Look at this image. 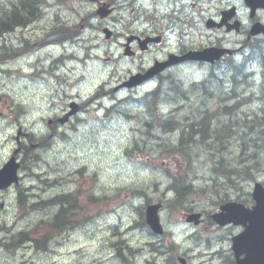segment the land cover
Segmentation results:
<instances>
[{
    "label": "rangeland",
    "instance_id": "1",
    "mask_svg": "<svg viewBox=\"0 0 264 264\" xmlns=\"http://www.w3.org/2000/svg\"><path fill=\"white\" fill-rule=\"evenodd\" d=\"M11 3V0H0V7L10 8ZM39 4V19L37 21L7 33L0 39V46L4 41L9 44L2 51L0 48V95L4 98L0 106V110L3 112L0 116V167L17 148V139H21L20 146L22 148L26 146L22 153L25 160L20 184L15 185V188L10 191H0V205L4 203V207L0 206V236L7 235L10 238L25 229H32V233L36 232L37 229L34 226L45 217L51 219L63 207L68 208V203L63 206L58 203L48 206L41 205L42 200L47 201L65 193L74 194L78 200L76 203L83 212L81 217L84 219L87 215L86 218L89 219L74 227L71 225L75 223L68 222L67 227L59 234V241H55L54 249L48 250L41 245L36 246L35 249L30 243L14 252L0 248V264H125L123 260L125 257H137L136 261L142 264L146 261L145 256H150V254L144 252L143 255L141 254L129 232L122 234L125 231V226L137 218V213L133 211V205H141L144 201L142 197L138 196L141 195L139 190L144 191L147 197H153L156 200L158 197H165L164 195H167V199L174 200L176 197L174 190L165 191L170 180L162 168H172V164L177 163L179 169H183L179 164L183 157L168 149L180 147L195 160L194 163H198L200 170L195 171L196 175L198 174L200 177L196 184L200 186L214 183L212 180L215 178L207 176V174L213 175L215 169L223 170L238 165V158L241 155L238 145L240 139H244L245 136H242L244 128H241L244 122L236 117V106L245 109V112H258L260 116H264V97H254L251 100L247 97L251 95L250 89L243 85L247 81V87L254 86L256 84L255 76L259 73L244 65L248 77L243 84L237 85L234 92L235 98H233L230 84L221 87L216 81L213 83L209 80L206 84H204L205 80L201 82L202 84L190 81L191 78L201 77L205 71L208 75L209 70L208 68L200 70L191 68L186 73L187 75L184 72L186 82L183 79L180 81L178 77H161V81L159 80L157 85L159 84L160 95L165 90L166 96L158 97L154 104L152 102V105L146 104L145 106L144 104L140 107L132 101L135 99L137 103H140L138 102V93L130 95L129 91L112 90L122 77L127 76L125 72L129 68L130 61L119 60L118 70L123 71L121 73L114 72L115 62L106 61L107 42L99 27L101 25V29L104 28L106 20L94 19L95 27L91 24H88L85 29L81 27L80 31L83 32L77 33L78 36H76L77 34L65 36L56 34L54 38L52 37L49 45L57 41L60 42V45L45 47L44 43L37 41L42 36L44 37L56 23L62 25L80 23L79 25H81L83 23L82 16L84 14L94 15L98 6L92 0H42ZM123 5L122 20L117 22L116 26L126 32L129 30L128 27L131 29L133 25L139 23V18L138 11H134L132 6L127 3H123ZM118 11L120 13L121 9L119 8ZM25 40L28 41L25 44V49H30L26 53L28 57L26 59L19 56V53H13V48L19 49ZM260 41L263 40L252 39L250 41L252 43L249 45L261 43L260 47L264 49V42ZM11 42L14 44L12 45ZM64 43L66 47L62 46ZM95 45L99 46L98 56L86 58L91 55ZM117 45L116 42L112 44L114 60L119 53ZM30 46L31 48H29ZM244 48V52L248 55L251 51L250 47L244 46ZM258 51L259 49H257ZM63 52L70 54L75 59L70 62L63 59L62 62ZM120 55L121 53L118 56ZM77 57L81 58L80 61L76 60ZM244 59L245 55L241 53L239 61L242 62ZM56 62L58 64L54 68ZM234 63L236 64V62ZM71 66H74V70H71ZM133 66L136 64L130 67ZM223 67L225 69L226 64ZM51 69L57 70L56 74L50 75L51 73L46 72ZM36 72H38L37 76H33ZM228 74L231 75V72L227 73V77ZM64 78H66L65 81H62ZM210 83L213 85L211 86ZM259 83L264 85V78L259 79ZM225 86H227L226 91H224ZM69 87H73V90L68 91ZM259 87H254L257 94ZM97 88L103 93L99 102L109 106L110 109L104 108L96 113L94 111L96 104L89 103V100H95L91 94ZM159 90L157 89V93ZM175 92L177 94L174 95ZM200 92L205 94V101L218 95L223 101L226 99L229 101L234 99L235 103L239 101L237 105H232L230 112H227L222 109L221 103L216 97L210 98L209 106L215 113H212L214 119H209L211 124L209 132L205 135L200 132L199 125L195 124L203 120L202 112L208 107L204 103H202V108L201 105H193L198 102L197 97L203 101ZM179 93L181 96L178 95ZM86 94L90 97L89 99ZM74 95L80 99H69V96ZM244 98L248 99L241 102L240 99ZM159 99L162 100L158 101ZM76 100L84 110L73 121L71 120L68 124L60 127L59 118L63 117L70 109L69 104ZM97 107L100 109L101 106L97 105ZM159 110L162 113V122L171 119L173 123L170 124L174 127L177 122L179 128L162 129L160 121L156 118ZM206 116L208 120V115L206 114ZM52 118L53 120H50ZM167 123L168 121L164 126ZM190 124L196 126L193 133L196 137L188 145H184L181 137V135L183 136L182 131L185 126ZM19 127L22 128L20 133H18ZM53 127L58 130L55 138L51 133L54 131ZM192 132V127L185 129V138L193 135ZM251 138L256 141L258 147L256 149L248 147L244 155L252 157L259 154L260 160H263L264 136L253 137L251 135ZM45 140L48 141V144L44 143ZM37 143H41L43 146ZM207 143L214 145L207 146L203 151L202 148ZM136 144L146 150L145 155L128 153L134 150ZM225 159L228 160V167L227 165L219 167L220 161ZM191 161L192 159L187 162ZM210 162L214 166L206 167ZM83 166L88 169L87 176L79 172ZM230 173L232 175L236 171L230 169ZM256 174L259 180L264 179L263 169L257 170ZM250 177L252 178V176ZM236 183L237 179L236 182H233V187L238 189L236 194H239L238 192L240 195L248 193L250 180L242 181L237 185ZM77 185L80 188L79 192ZM91 189L100 198L96 204H88L85 200ZM19 191L26 194L28 204L37 202L38 209L24 216L25 208L19 204L17 199ZM213 199L215 198H208L200 202V205L203 208H209ZM174 208L177 209L179 206ZM163 212L170 224L169 230H173V237L178 242L171 255L176 252L198 253L194 247H191L193 242L191 243L188 239L183 241L190 231H185L184 229H189V227L178 221L179 219L184 220L181 217L183 215L180 214L182 210L165 209ZM74 216L73 214L72 217ZM119 222L121 227L116 229V233L120 231V235L112 243L115 236L114 223ZM173 223H180V226L175 229L172 226ZM193 232L191 231V233ZM122 239H127V242L122 245L121 249L130 245L136 250L131 252L127 251V248H123L122 250L128 255L124 254L117 247ZM149 239L141 238L140 245L145 244ZM165 241L170 248L172 241L170 233L166 236ZM197 243L198 240H194V244ZM111 251L120 257H115ZM155 259L159 262L164 261L158 257ZM158 261L155 264H159Z\"/></svg>",
    "mask_w": 264,
    "mask_h": 264
},
{
    "label": "flooded vegetation",
    "instance_id": "2",
    "mask_svg": "<svg viewBox=\"0 0 264 264\" xmlns=\"http://www.w3.org/2000/svg\"><path fill=\"white\" fill-rule=\"evenodd\" d=\"M107 2L114 9V3L119 1L107 0ZM138 4L142 22L137 35L141 39L149 40V43L144 50H141L137 38L133 45L137 47L141 58L145 55L155 54L151 61H142L139 71H145L157 60L164 61L168 58L171 59L170 57L182 56L190 50H199L209 46L229 48L232 52L224 58L235 57L236 43L239 42L236 41V35L245 38L243 47H251L249 44L252 43L250 42L252 39H261L263 41L260 42H264L263 34H251L252 24L257 20L263 21L264 10L259 9L254 18L244 0H138ZM236 20L241 22L239 29H236ZM244 51L245 48L242 50L243 55H245ZM222 62L223 60L219 65H215L213 69L208 70L209 75L206 76V79L212 77L211 80L218 82L220 86L225 83L231 85V80L235 86L236 83L237 85L239 83L243 84L247 80L248 72L242 67H236V76H228L226 80L224 77L226 75L225 69L221 65ZM118 65L119 60L114 68L115 71H119ZM188 66L200 67L201 69L204 66L208 67L209 64L198 61H183L168 67L158 73L157 76ZM204 74H206V71ZM208 81L205 80L204 84ZM237 95L236 92V97ZM248 98L241 99V102ZM225 102L235 105L234 99L231 101L225 100ZM53 130L52 134L58 132L55 129ZM232 169L234 170L235 167ZM241 183L242 181L238 180L236 185ZM236 190L238 189L236 188ZM238 193L240 194V192ZM239 194L236 195V200L246 202L249 206L254 205L250 192L244 195L248 196L249 194L250 202L239 199ZM210 244L204 242L199 246L208 247ZM206 256L195 259L188 258L186 264H236L237 262L231 249L217 248L215 251L210 250L206 253ZM176 260L165 259L164 264H174L173 262Z\"/></svg>",
    "mask_w": 264,
    "mask_h": 264
},
{
    "label": "trees",
    "instance_id": "3",
    "mask_svg": "<svg viewBox=\"0 0 264 264\" xmlns=\"http://www.w3.org/2000/svg\"><path fill=\"white\" fill-rule=\"evenodd\" d=\"M42 0H17L16 2H12L10 4V8H5V7H0V37L7 33L8 31L14 29L17 26H25L26 24H28V22H30L32 19L36 18L38 15V6L40 5L39 3ZM227 73V72H226ZM213 82V81H212ZM214 83V82H213ZM226 86L224 87V89L226 90ZM153 95H151V97H147V103L149 105H152L151 102L156 101V99L158 97H156L155 92L152 93ZM224 97V96H223ZM224 110H228L227 107L224 108ZM207 117H204L203 121L200 122H196L195 124L199 125L200 127V132L205 135L209 132V127L211 124V121L208 119L206 120ZM239 120V118H237ZM170 121V120H169ZM172 122V121H170ZM161 125H163L164 123L161 121ZM195 124H193L192 127V134L194 133V126ZM167 125V124H166ZM244 126L246 128H244L242 133V136H245L244 139H240L239 145L238 147H240L241 149V157L246 154V150L247 148H253L256 149L258 146L256 145V141L254 139L251 138V135L253 137H256L259 133L264 132V117H260V116H251L250 118H248L247 122L244 123ZM243 127V125H242ZM174 127L171 126L168 129H173ZM183 136L182 137V142L184 145H188V143L191 142V140H193V138H195L196 136L193 134L191 136H188L185 138V130L182 131ZM264 133H262L261 135L258 136H263ZM201 137V136H198ZM184 140V141H183ZM176 149H168L171 152H176V153H180L182 155H184V149L180 148V147H176ZM180 150V151H178ZM138 153V154H143L145 155L146 150L140 146L137 147L136 150H131L128 153ZM251 156L248 155V158H250ZM246 158H241L242 161H244ZM238 160V163L241 161ZM222 162V161H220ZM228 160H224V163L222 165H227L228 166ZM216 170V169H215ZM240 167L239 165H236V171L240 173ZM218 172H223L224 174H226L224 172V170H217ZM246 171V170H245ZM242 172V171H241ZM244 172V171H243ZM241 175V174H240ZM171 176L173 178V184L172 187L174 186L175 190H176V197L174 198V200L170 199L168 200L169 203L175 207V206H181V203L187 199V195H189L192 192L191 187L189 186L190 180L188 178V175L186 173H182L179 171H171ZM232 183L233 184V180L229 179V175L226 177L225 183ZM141 193L142 191L139 190ZM95 198L92 197V194H89L87 197V202L88 204L92 203V201H94ZM53 203H58L59 205L62 204L61 206L65 205V203H68L69 208H63L58 215L55 216V219L50 220H43L40 221L38 224H36V226H34L37 230L39 229H47L46 230V234H42V236L40 237V240H37V243H40L39 245H41L42 247L47 248L49 243H53V241L58 238L59 236V230H58V223L62 220L66 218V221L69 223H75L72 227L83 223L85 220H87V215H85L84 219L81 217L83 212L82 209L80 211L78 204L76 202H78L77 198L74 196V194L71 193H65L64 196H59L57 195L55 198H53ZM149 202V201H148ZM84 207V206H83ZM69 212V213H68ZM75 215L74 217H72V215ZM140 215H142V211L139 212ZM73 220V221H72Z\"/></svg>",
    "mask_w": 264,
    "mask_h": 264
},
{
    "label": "bare ground",
    "instance_id": "4",
    "mask_svg": "<svg viewBox=\"0 0 264 264\" xmlns=\"http://www.w3.org/2000/svg\"><path fill=\"white\" fill-rule=\"evenodd\" d=\"M12 2H16L17 0H11ZM39 9H40V5L38 6V12H39ZM39 19V15H37V17L36 18H34V19H32L30 22H28V24H26V25H31L32 23H34L35 21H37ZM25 25V26H26ZM24 25L23 26H20V28H24L25 27ZM7 35V33H5V34H3L1 37H0V39H2L4 36H6ZM56 35V34H55ZM54 35V36H55ZM79 34H77L76 36H78ZM54 36H53V38H54ZM71 36V35H70ZM70 39H71V37H70ZM58 40H60V39H58ZM60 41H63V40H60ZM67 41V40H66ZM74 44V43H73ZM261 43H258V44H252L251 45V47H250V49H251V51L249 52V54L247 55V53H245V59H244V61H242L243 63L242 64H239V65H241V66H239V65H236L234 62H236V61H234V62H231V64H226V67H225V73L227 72H231V75L230 74H228V76H230V77H233V76H236V67H242V68H244V65L245 66H247L248 68L250 67V64H251V62H253V61H257V62H259L260 64H262V65H264V49L262 48V47H260L261 45H260ZM8 42H6V41H4V43L0 46V48H1V51L4 49V48H6V47H8ZM51 45H60V42L59 41H57V42H55V43H52ZM62 45V44H61ZM63 47H66L65 46V43H64V45H62ZM29 48H31V46L29 47ZM14 49V51H13V53H19V56H21L20 54V48L19 49H15V48H13ZM67 50H68V48H66ZM257 49H259V51L257 52ZM66 50V51H67ZM1 51H0V56H1ZM17 51V52H16ZM30 51V49H27L26 50V53H28ZM255 52H257V53H255ZM255 53V54H254ZM19 56H17V57H19ZM17 57H16V59H17ZM71 57V55L70 54H66V53H64L63 52V54H62V62H63V59L64 58H66V59H68V58H70ZM89 56H87L86 58H88ZM73 59H75L74 57H72V59L71 60H73ZM78 59V61H80V57H77L76 58V60ZM68 62H70V60H68ZM58 63L56 62L55 63V65H54V68H56V65H57ZM62 64V63H61ZM246 68V67H245ZM74 70V66H71V70ZM227 69V70H226ZM247 71H248V69H247ZM227 73H226V76H224L225 78H226V80H227ZM213 74V73H212ZM208 76V75H207ZM65 79L66 78H64L62 81H65ZM211 79H212V77H211ZM211 79H205V80H211ZM164 80V79H163ZM180 81H181V79H179ZM212 81V80H211ZM225 81V80H224ZM214 83H215V81H213ZM227 82V81H226ZM182 83V82H181ZM202 84V83H201ZM211 84V83H210ZM217 84V83H216ZM226 84V83H225ZM225 84H223L221 87H223ZM181 85V84H180ZM184 85V84H183ZM204 85V84H203ZM213 84H211V86H212ZM182 86V85H181ZM191 86V85H190ZM189 86V87H190ZM188 87V88H189ZM227 87V86H226ZM236 87H237V83H236V86L233 84V81L231 80V95L232 96H234L233 98H235V89H236ZM191 88V87H190ZM158 90H159V88H157ZM157 89L155 90V91H153V92H155V94H156V97H165L166 95L164 94V91H163V93H162V95H160V90H159V92L157 93ZM180 90V89H179ZM226 90H227V88H226ZM225 89H224V91H226ZM185 91V90H184ZM183 91V92H184ZM152 91H150V93H149V98L151 97V95H153L152 93H153ZM181 92H182V90H181ZM190 92V91H189ZM191 93V92H190ZM226 93V92H225ZM175 94H177L176 92L174 93V95ZM179 96H181L180 95V93L178 94ZM185 95V94H184ZM168 96V95H167ZM187 97V96H186ZM178 98V97H177ZM180 98V97H179ZM158 99V98H157ZM175 99V98H174ZM162 99H159L158 101H161ZM180 100V99H179ZM186 100V99H185ZM227 100V99H226ZM171 101H172V99H171ZM176 101V100H175ZM183 101V100H182ZM225 101V100H224ZM138 102H140V103H138L139 105H144V104H148L147 103V100H142V99H140V100H138ZM152 103V102H151ZM155 103V102H154ZM236 104V103H235ZM180 106V105H179ZM226 107H227V112H230L231 111V109H232V104H226ZM101 108L102 109H104V108H107V109H110V107L109 106H106V105H102L101 104ZM174 110V109H173ZM262 117H264V116H262ZM171 121V119H167V120H165V121H163V123L165 124V122L166 121H168V123H167V125H165L164 126V124L163 125H161V128L162 129H166V130H173V129H177V128H179V126L177 125V122H175V125H174V128L173 129H168V128H170L172 125L170 124V123H173V122H170ZM173 120V119H172ZM204 120V119H203ZM202 120V121H203ZM207 120V119H206ZM60 124H62V123H59V126H60ZM162 124V123H161ZM193 124H190V125H187V126H185L184 127V130L185 129H188L189 127H191ZM61 127V126H60ZM158 127V126H157ZM53 129H54V127H53ZM238 130H240L239 128H238ZM58 131V130H57ZM56 135H57V133H55V134H53V138H55L56 137ZM184 141V140H183ZM45 144H48V141L47 140H45V142H44ZM53 143V142H52ZM37 144H40V145H42L41 143H37ZM43 146V145H42ZM21 147V146H20ZM137 147H140L138 144H136V146H134V150H136L137 149ZM22 148V147H21ZM24 148L26 149V146H24ZM25 151V150H24ZM224 163V160H222V162L220 163V166L219 167H221V166H223L222 164ZM228 167V166H227ZM233 167H235V169H234V171H236V166H232L231 168H227V169H223L224 170V172L227 174V175H229V177L233 180V182H236V179H237V181L238 180H240V181H248V180H251V177H250V175H249V173H239V172H237L236 171V173H233L232 175H231V173H230V169L231 170H233L232 168ZM241 174V175H240ZM232 176V177H231ZM253 177H255V179H256V181H261V180H259V177H257V174H256V172L255 173H253ZM157 185V184H156ZM34 188V187H33ZM30 190H31V188H30ZM142 191V190H141ZM142 193H143V195H144V191H142ZM33 194V193H32ZM60 196V195H59ZM64 196V195H63ZM166 197V196H165ZM53 199L51 198L50 200H47V201H43L42 200V202H41V205H50V204H53L54 205V203H53V201H52ZM60 208V207H59ZM63 208H66V207H63ZM62 208V209H63ZM68 208H69V206H68ZM62 209H60V211L62 210ZM59 211V212H60ZM58 212V213H59ZM58 213H56L54 216H53V218H51L50 220H53V219H55V216L56 215H58ZM69 213V212H68ZM67 224H68V222H66V218L65 219H62L59 223H58V230H59V233H61L62 231H64V229L67 227ZM71 226H73V225H71ZM121 232H123V231H121ZM123 235L124 234H127V232L126 231H124L123 233H122ZM127 242V239H122L121 240V242H120V244L119 245H117V247L119 248V250H121V251H123L122 249L123 248H127V251H135L136 249H133V247H131L130 245H126V246H124L122 249H121V247H122V245H125V243ZM27 243H29V241H28V239L26 238V237H24L23 239H22V243H20L19 241H17V244H16V246H17V248L18 247H20V245H22L21 247H23L24 245H26ZM39 247V246H38ZM124 252V251H123ZM124 254H126V255H128V253L126 252H124ZM199 254V252L198 253H196V254H189V255H191V256H194V257H197V256H199L198 255Z\"/></svg>",
    "mask_w": 264,
    "mask_h": 264
},
{
    "label": "water",
    "instance_id": "5",
    "mask_svg": "<svg viewBox=\"0 0 264 264\" xmlns=\"http://www.w3.org/2000/svg\"><path fill=\"white\" fill-rule=\"evenodd\" d=\"M100 15L102 17H105L109 11L108 10H101L99 11ZM108 33V31L106 30ZM225 52V49H219V48H209L205 49L203 51H194L188 54L187 57L193 58V59H200V60H208L210 62H214L216 59H219ZM154 74L153 71L150 72V75L152 76ZM146 77V76H145ZM143 79V76H136L135 80H140ZM18 150L15 151L17 153ZM20 166V163L16 161V157L13 156L10 161H8L4 167L0 170V188H4L12 184L13 182L18 181V176H17V171ZM161 207L160 204H152L149 205L147 208V222L151 226V228L156 232V233H161L163 232L162 225L160 223L159 215H158V210ZM231 211L236 212V208L231 207ZM234 212H231L234 214ZM256 213V211H255ZM223 215V214H221ZM234 215H231L233 217ZM228 217L227 220L224 221H234L235 223H239L241 221V218H231ZM250 218H259L263 219L264 217L258 216V215H252ZM260 232L258 235V238L261 239V234L264 233V220H254L252 222V225H249L247 228V233L254 235L255 233ZM264 237V236H263Z\"/></svg>",
    "mask_w": 264,
    "mask_h": 264
}]
</instances>
